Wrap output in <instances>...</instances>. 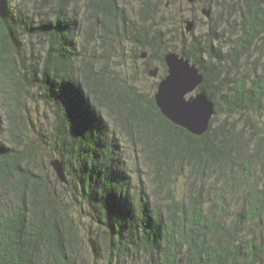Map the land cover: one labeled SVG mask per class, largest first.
<instances>
[{"label": "trees", "instance_id": "16d2710c", "mask_svg": "<svg viewBox=\"0 0 264 264\" xmlns=\"http://www.w3.org/2000/svg\"><path fill=\"white\" fill-rule=\"evenodd\" d=\"M37 2L42 7L32 14L5 0L0 17V74L13 100L5 106L6 117L0 111V264H79L81 228L66 205L68 188L78 190L103 231L88 237L96 261L264 264V0L231 4L230 14L240 9L234 19L240 31L231 28L237 35L227 50L219 43L226 35L218 27L204 39L183 38L181 49L160 28L138 32L128 26L119 0H86L83 20L75 15L76 0ZM145 6L147 13L156 8L151 0ZM229 16L220 19L230 21ZM85 23L86 40L104 47L100 60L95 51L85 56L76 50ZM23 35L44 37L50 42L47 52L32 51L27 59ZM127 35L150 48L147 71L158 56L165 76L169 51L198 66L204 75L199 92L215 109L204 134L169 120L154 93L110 74L113 40ZM255 51L259 55L249 59ZM251 68L258 73L250 76ZM30 87L56 113L54 131L40 140L34 117L19 100ZM117 130L148 151L157 166L154 200L139 167L132 187ZM50 147L63 163L65 181L52 167L60 188L47 164L37 165ZM186 169L192 189L179 198L172 183Z\"/></svg>", "mask_w": 264, "mask_h": 264}, {"label": "rangeland", "instance_id": "374dc122", "mask_svg": "<svg viewBox=\"0 0 264 264\" xmlns=\"http://www.w3.org/2000/svg\"><path fill=\"white\" fill-rule=\"evenodd\" d=\"M37 1L38 0H10L11 6L14 9H24L25 11L31 12L32 14L36 11H40L37 7H42ZM119 1L120 4L125 7L127 15L129 16L128 19L131 20L128 26L133 27V29H136L138 32L144 27L145 29L149 28L150 33H154L156 29L160 28L164 30L165 34L169 36L170 40L175 43L174 45L176 49H181L183 38L186 37L188 42H190L196 36L204 39L205 37H209V35H211V30L213 28L218 27L220 28L221 32H224L226 35V39L219 40V43L221 45H225L227 48L224 47V49L227 50L228 46L233 44L236 35L239 34L240 31L239 21L234 22V19H238L239 17L238 10L240 9L238 8L237 10H232L231 14L229 13V9H232L231 4L233 5L235 0H195L194 2H190L189 0H151L152 3L156 4V8L155 10L153 9L154 11L151 10L148 13L145 9V2L147 0ZM73 7L76 11L75 15L79 16L80 19H82L83 16L85 18L87 17L89 12L87 10L86 0H76V2H73ZM203 8L211 9L210 17H207V15L202 12ZM221 14H224L225 16L230 15V21L220 19ZM150 15H152L151 19L149 17ZM214 18L217 20L216 22L221 21V24L214 23ZM187 20H194L195 22L193 30L189 32L186 31ZM232 27L236 29L235 32L237 34H232ZM85 29L86 23L83 24V30L81 29L77 33L76 42H74L76 45V50L78 52H83L85 56L90 55L93 51H95L97 58L100 60L103 55L104 47L101 45V42L97 40L89 43L85 37ZM134 30L133 32H135ZM214 35L215 34L212 32V37ZM226 41H228L227 44L225 43ZM22 42L23 48L25 50L24 53L27 59L32 57V51L37 52L39 49L43 51L44 55L50 46V42L46 41L44 37L40 36L23 35ZM113 44L114 49L112 52H110L111 60L109 63H107V68L111 71L110 74H112V72L120 74L121 76L134 81L140 89H144L145 91H150L155 94L159 82L166 76H162L164 67L160 64L158 59L159 57L157 56L152 61L151 68H149L147 71L148 64H146V60L148 59L149 54H151L150 48H142L137 46L134 41L128 38V35L126 37H117V39L113 40ZM143 54L146 55L143 57ZM258 55L259 53L255 51L249 59L253 60L254 56ZM262 57H264V54H262ZM155 69H157V75L151 74V72L155 71ZM243 69H247V67L244 66ZM256 73H258V71L256 72L252 68L249 69L250 76H254ZM1 75L2 74H0V111L2 112L3 116L6 117L7 114L4 110L5 106L9 102L12 103L13 100L10 101L8 93L5 92L7 90ZM21 81L26 87V78H21ZM197 92H199V88L192 92L191 95L196 94ZM19 100L25 104L22 105V107L24 108L26 115L29 117H34L36 121L33 132L36 133L35 135H40L38 136L39 140L40 137L44 138L45 136H49L50 132L54 131V125L56 124L55 109L51 108V106L48 105L46 101L37 96L34 88L32 87H30L28 92L24 90V93L22 96H20ZM222 116L223 113L221 114V118ZM35 126H37V128L43 126L44 131H42V134L37 128L36 129L38 131L35 130ZM117 135L120 137V143L122 144L121 148L124 152L123 156L126 160V167L132 174V187H134L135 184L137 185L138 174L136 168L139 167L140 179L144 181L143 184L146 187V190L151 194L150 198L154 200L156 195L153 192L154 185L152 182H154L153 179L155 176V168L157 166L153 164V160L149 152L144 150L141 145H135L127 140V136L121 134L119 130H117ZM41 145H44L45 147V144L42 142ZM51 151H53L51 147L49 150H43L41 152L42 155L40 154V160L38 158L37 165L39 166L43 162L46 163L48 175L56 185L54 187L58 186L60 188L58 183L55 181L56 173L51 166V161L60 157L55 152ZM34 165L36 166L35 162ZM36 168L38 169L39 167ZM188 177V170L186 169L185 173L179 175L178 179L176 178L172 183L173 192L179 198H181L183 194L191 192L192 185ZM194 181L196 183L197 179H194ZM197 182L199 184V181ZM134 190L137 189L134 188L133 191ZM64 191L65 190L63 189V192ZM56 192L58 194L60 189H57ZM66 192L69 193V195H67L68 202H66V205L68 206L67 208L75 217V219L77 221L79 220L81 228L80 233L82 238L77 246L79 251L77 260L79 264H108V262L103 260L102 257H100V261H96L94 258L95 254L93 253L92 245L91 242H89L88 237H94L97 235V233H101L103 231L98 232V226L90 216L89 206L79 194L78 190H69L68 188L66 189ZM102 236L103 235H101V237Z\"/></svg>", "mask_w": 264, "mask_h": 264}, {"label": "water", "instance_id": "95a60500", "mask_svg": "<svg viewBox=\"0 0 264 264\" xmlns=\"http://www.w3.org/2000/svg\"><path fill=\"white\" fill-rule=\"evenodd\" d=\"M194 2L195 0H189ZM202 12L211 16L210 8H203ZM5 14V0H0V17ZM194 20L186 21V31H192ZM146 54H143V57ZM168 71L159 82L155 93V101L163 115L176 125L186 128L195 135L204 134L215 113L214 105L203 92L192 94L203 82L204 75L195 63L176 51L165 54ZM157 69L151 72L156 74ZM59 179L65 181L63 163L60 159L51 161Z\"/></svg>", "mask_w": 264, "mask_h": 264}]
</instances>
